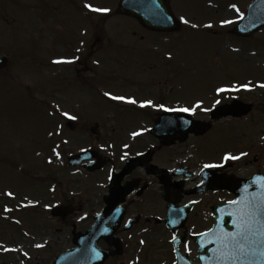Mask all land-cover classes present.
<instances>
[{
  "label": "rangeland",
  "instance_id": "1",
  "mask_svg": "<svg viewBox=\"0 0 264 264\" xmlns=\"http://www.w3.org/2000/svg\"><path fill=\"white\" fill-rule=\"evenodd\" d=\"M118 1L0 0V57L8 59L0 71V264H52L72 246V232L88 226L77 218L100 208L89 185L98 190L105 177L76 174L66 159L95 143L108 156L109 142H121L141 122H150L117 104H130L127 99L137 95L197 111L224 82L264 78V28L250 38L231 34L232 20L252 0L171 1L185 29L166 35L116 15ZM102 12L110 14L103 19ZM246 99L256 105L252 115L215 120L210 134L190 141L204 168L224 153L239 158L229 163V173L246 164L241 174L247 175L264 165V147L257 150L264 141V98L255 91ZM95 124L97 140L89 132ZM257 154L260 162L251 165ZM35 170L51 182L32 181L27 174ZM53 184L56 200L48 190ZM58 201L75 206L73 218H49L45 209ZM151 228L142 236L143 247L134 232L125 253L105 264H172L168 234Z\"/></svg>",
  "mask_w": 264,
  "mask_h": 264
},
{
  "label": "flooded vegetation",
  "instance_id": "2",
  "mask_svg": "<svg viewBox=\"0 0 264 264\" xmlns=\"http://www.w3.org/2000/svg\"><path fill=\"white\" fill-rule=\"evenodd\" d=\"M240 100L245 103L247 101L246 96H241ZM251 104V109L245 115L241 114L243 113L241 112L239 114L234 113L231 117L245 118L252 115L255 112L254 109L256 105L252 102ZM139 106L140 105H131L128 110H134L138 116L148 118L150 124L141 122L138 129L132 131V134L126 137L125 140L129 139L126 146L127 157L134 158L138 155L142 156L139 158L137 157L138 160L132 163L133 166L137 165V167L132 168V170H128V167H126V163L123 161L125 157L101 159L103 166L98 173L99 176L102 175L105 179L98 190H93V192L97 194L96 202L99 201L100 203V208L96 211H102L105 205V199L110 195L113 189L116 191V194L113 193L110 199H112L111 201H121L117 207L122 208L120 224L117 225L114 235L122 240L123 245L127 242L126 239L133 238L132 233L134 232H138L140 237L150 233L152 231L151 226H153V229L160 228L164 233L172 234L171 231L166 228V221L169 219V223L172 224V227H174L175 230L177 229L178 232H183L186 237L195 235L192 244L195 247L192 251L193 254H189L190 250L184 251L192 262L198 264L200 263L198 260H211L210 254L212 250H210V248H199L195 242V238L200 235V233H205L213 227L215 223V212L213 207L216 203H214L215 200L213 196L212 198H207L199 202L198 198H202L203 195H195L196 192L193 194L191 193L199 185L201 180H209L212 174L205 172L200 173L203 169L202 163L200 161L198 162L199 159L193 156L192 152L188 154L193 146L190 141L193 140V143H197L198 140H202L207 135L209 130L205 133H201V129L197 130L199 127L198 125L196 127V134L188 137L184 143H179L178 134L181 132L178 131V128L181 126V123L176 119L169 118L164 122L163 129L159 131L162 133V139L156 138L154 135L151 136V122L155 121L159 112L157 110L152 111L150 109H143L142 106V108H138ZM156 106L165 108L166 102L164 100H158ZM199 114H203L205 116L204 118L208 117L210 120H212V116L214 115L212 112H200ZM196 117L197 116H194V120L200 122V127L209 128L210 124L214 123L211 121L206 122L199 119L200 117ZM262 137L264 138V135ZM161 141L164 143L161 144ZM118 144L119 142L115 143L117 151L120 148ZM263 147L264 141L260 140L257 150L260 151ZM259 151H257V153ZM169 153H178L180 157L170 155ZM120 154L121 153H117V155ZM167 160H169V165ZM220 160L219 158V161L212 162L219 163L217 166L218 169L215 170L216 172L213 174L216 176L222 174L224 179H229L231 183H234H225V185L235 187V184H238L240 189L241 181L234 179V177L227 178V176L234 175L243 180L264 175V165H258L253 172L244 175L241 174V171L245 169L244 165L246 164L239 166L237 170L229 173L231 168L229 163L235 162H231L226 158L222 162H220ZM252 160L251 162L249 161L251 165L252 163L255 164L256 162H260L259 154L255 155ZM150 165H154L158 169L155 167H148ZM80 167L82 174H84V172L87 173L84 171L85 167ZM108 168L112 170V173H118L116 180L114 177L113 183L106 181V176L109 171ZM237 174L239 176H237ZM246 189H249L251 192H257V206L261 207L258 209V212L262 216L264 214V209L262 208L264 204V184L248 183ZM221 196L229 200L228 195L223 194ZM219 201H221L220 203L225 202L224 199H219ZM93 216L94 215L90 216V218H93ZM225 222H227V220H225ZM129 224H131V226L126 229V226ZM204 224L207 227L198 230L201 226L203 227ZM246 235L261 240L264 238V231L249 232L246 233ZM99 243L104 247H109L102 240ZM184 244L185 242H183L181 246ZM214 251L213 249V252ZM242 251H244L247 256L242 257L245 262L248 261L249 264H264V248L251 246L245 247Z\"/></svg>",
  "mask_w": 264,
  "mask_h": 264
},
{
  "label": "water",
  "instance_id": "3",
  "mask_svg": "<svg viewBox=\"0 0 264 264\" xmlns=\"http://www.w3.org/2000/svg\"><path fill=\"white\" fill-rule=\"evenodd\" d=\"M168 0H121L118 5V13L131 16L137 19L142 26L160 31H175L179 29V25L174 20L168 3ZM264 25V0H258L251 5L247 18L242 22L238 28L234 31L236 34L247 36L256 32L260 27ZM6 66V60L0 58V69ZM82 160V158H80ZM79 161L73 162V164ZM98 224V223H97ZM96 224V225H97ZM236 242L233 239L227 240ZM90 256L89 264L102 263L106 258V255L99 261L97 260L95 251ZM86 258H89L87 255ZM79 254H71L61 257L56 261V264H81Z\"/></svg>",
  "mask_w": 264,
  "mask_h": 264
}]
</instances>
